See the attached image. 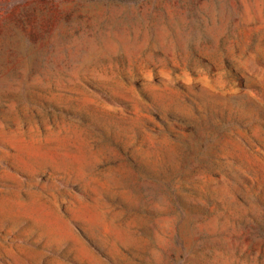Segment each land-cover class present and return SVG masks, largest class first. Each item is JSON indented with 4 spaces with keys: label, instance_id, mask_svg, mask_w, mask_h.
I'll use <instances>...</instances> for the list:
<instances>
[{
    "label": "rangeland",
    "instance_id": "1",
    "mask_svg": "<svg viewBox=\"0 0 264 264\" xmlns=\"http://www.w3.org/2000/svg\"><path fill=\"white\" fill-rule=\"evenodd\" d=\"M0 264H264V0H0Z\"/></svg>",
    "mask_w": 264,
    "mask_h": 264
}]
</instances>
